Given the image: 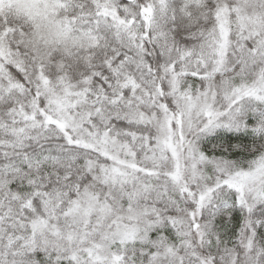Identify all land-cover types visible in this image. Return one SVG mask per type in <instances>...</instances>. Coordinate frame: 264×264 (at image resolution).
<instances>
[{
    "label": "snow or ice",
    "instance_id": "1",
    "mask_svg": "<svg viewBox=\"0 0 264 264\" xmlns=\"http://www.w3.org/2000/svg\"><path fill=\"white\" fill-rule=\"evenodd\" d=\"M0 264H264V0H0Z\"/></svg>",
    "mask_w": 264,
    "mask_h": 264
}]
</instances>
